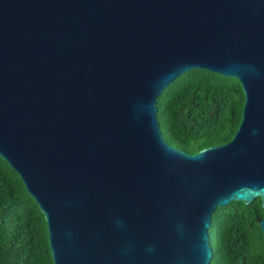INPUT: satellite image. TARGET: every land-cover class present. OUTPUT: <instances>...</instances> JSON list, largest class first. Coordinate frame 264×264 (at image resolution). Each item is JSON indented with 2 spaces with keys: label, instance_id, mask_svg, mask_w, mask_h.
I'll return each instance as SVG.
<instances>
[{
  "label": "water",
  "instance_id": "water-1",
  "mask_svg": "<svg viewBox=\"0 0 264 264\" xmlns=\"http://www.w3.org/2000/svg\"><path fill=\"white\" fill-rule=\"evenodd\" d=\"M194 68L245 103L229 142L189 153L157 99ZM0 155L55 264H212L215 210L264 208V0H0Z\"/></svg>",
  "mask_w": 264,
  "mask_h": 264
},
{
  "label": "trees",
  "instance_id": "trees-1",
  "mask_svg": "<svg viewBox=\"0 0 264 264\" xmlns=\"http://www.w3.org/2000/svg\"><path fill=\"white\" fill-rule=\"evenodd\" d=\"M245 94L237 78L190 69L157 99L163 136L189 153L229 142L243 114ZM260 199L231 201L213 213L212 264H264ZM0 264H55L45 215L16 170L0 155Z\"/></svg>",
  "mask_w": 264,
  "mask_h": 264
},
{
  "label": "flooded vegetation",
  "instance_id": "flooded-vegetation-1",
  "mask_svg": "<svg viewBox=\"0 0 264 264\" xmlns=\"http://www.w3.org/2000/svg\"><path fill=\"white\" fill-rule=\"evenodd\" d=\"M256 199H260V200H261L260 197H257V198H255L254 200H256ZM254 200H253V201H254ZM253 201H252V202H253ZM261 204H262V200H261ZM263 217H264V216H262V217H258V221H259V219H261V218H263Z\"/></svg>",
  "mask_w": 264,
  "mask_h": 264
}]
</instances>
